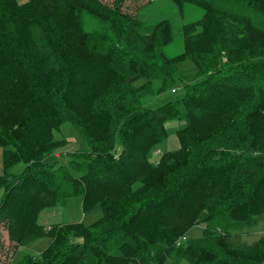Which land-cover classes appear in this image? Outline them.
Returning a JSON list of instances; mask_svg holds the SVG:
<instances>
[{
	"label": "trees",
	"instance_id": "1",
	"mask_svg": "<svg viewBox=\"0 0 264 264\" xmlns=\"http://www.w3.org/2000/svg\"><path fill=\"white\" fill-rule=\"evenodd\" d=\"M169 1L202 10L171 56V20L147 24L126 0H0V264L41 236L15 264H264V234L239 235L264 226V0ZM172 119L179 146L150 162ZM65 121L86 148L54 137ZM58 149L67 162L46 160ZM73 195L101 216L37 221Z\"/></svg>",
	"mask_w": 264,
	"mask_h": 264
},
{
	"label": "rangeland",
	"instance_id": "2",
	"mask_svg": "<svg viewBox=\"0 0 264 264\" xmlns=\"http://www.w3.org/2000/svg\"><path fill=\"white\" fill-rule=\"evenodd\" d=\"M22 1V0H20ZM138 16L145 23L150 24L156 20L167 18L171 20L173 25V39L170 44L163 48V51L171 56L179 51H181V36H180V26L191 20H196L202 15V10L189 5L185 6L182 12L169 0H126V3L123 4V10L130 11L131 13H135L137 8ZM84 26L87 29L97 28L98 23L89 15H84ZM196 71L195 64L186 59L178 63V74L184 78L185 81H191L194 78V74ZM172 91V90H171ZM166 97H173L174 94L167 93ZM184 125V121L180 119H172L168 120L165 123V127L167 129L166 137L160 141L156 148L151 150L148 154V159L150 162H156L163 151L174 149L178 147V140L176 137L175 130ZM53 135L56 139H64L66 150H75L86 148L84 140L81 137L79 130L70 122L65 121L61 123L57 129H54ZM61 153H66L62 149H58L54 155H49L46 157V160L51 161L54 158L58 157L61 159L63 155ZM2 147H0V173L2 170ZM67 157H63L59 160L61 163H65L68 160ZM23 164L21 162L14 164L10 167V171L12 173L19 172L22 168ZM76 173V172H75ZM1 191H0V199H1ZM102 214L100 207H95L92 210L84 213L81 209L80 204V196L73 195L68 197L64 203H57L53 206L46 207L40 211L37 217V221L41 224L47 225L48 223H66V222H75L82 221L83 224H90ZM262 223L258 222L250 227L244 228L239 232L241 241L246 243H251L256 240L263 232L264 226L262 227ZM245 231V232H244ZM202 233V226L200 224H196L191 227L186 233L187 237L194 238L200 236ZM234 239L236 237L234 236ZM50 241V238L47 236H41L35 238L27 245L22 246L17 249L11 258L9 264H15L16 261L27 252L38 253L41 251ZM152 264V263H148ZM164 264H190L185 258L180 259L177 263L172 261V259H167Z\"/></svg>",
	"mask_w": 264,
	"mask_h": 264
},
{
	"label": "built area",
	"instance_id": "3",
	"mask_svg": "<svg viewBox=\"0 0 264 264\" xmlns=\"http://www.w3.org/2000/svg\"><path fill=\"white\" fill-rule=\"evenodd\" d=\"M173 90H174V89H172V91H173ZM262 234H264V230H263ZM186 238H187V235H182L181 237H179V238L177 239L176 244H180L181 242L185 241Z\"/></svg>",
	"mask_w": 264,
	"mask_h": 264
},
{
	"label": "crops",
	"instance_id": "4",
	"mask_svg": "<svg viewBox=\"0 0 264 264\" xmlns=\"http://www.w3.org/2000/svg\"><path fill=\"white\" fill-rule=\"evenodd\" d=\"M176 135V134H175ZM179 144V143H178ZM179 146V145H178ZM177 148V147H176ZM175 149V148H174ZM171 150V149H170ZM2 155V154H1ZM2 171V170H1ZM53 223V222H52ZM52 223H48L47 225H50V224H52Z\"/></svg>",
	"mask_w": 264,
	"mask_h": 264
}]
</instances>
